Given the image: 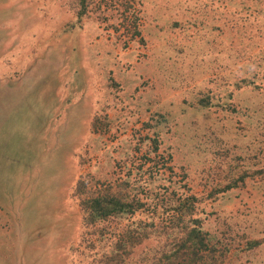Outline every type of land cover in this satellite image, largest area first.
<instances>
[{"label":"rangeland","instance_id":"rangeland-1","mask_svg":"<svg viewBox=\"0 0 264 264\" xmlns=\"http://www.w3.org/2000/svg\"><path fill=\"white\" fill-rule=\"evenodd\" d=\"M80 4L0 0V264H264V0Z\"/></svg>","mask_w":264,"mask_h":264},{"label":"trees","instance_id":"trees-1","mask_svg":"<svg viewBox=\"0 0 264 264\" xmlns=\"http://www.w3.org/2000/svg\"><path fill=\"white\" fill-rule=\"evenodd\" d=\"M80 3L83 11L86 13L87 9L89 8L88 7L89 4L90 5L92 4V0H80ZM87 202L91 204L89 214H91V217H97V218H105L109 215H114L119 211L125 212L130 207V205L126 202V200H123L121 198V195L118 196V194L116 193H112L108 196L107 195L94 196L88 198ZM192 231L198 232L197 228L192 229ZM190 252L192 253L190 254L189 258L191 259L192 262H189V264H197L198 260L194 255L193 250H191Z\"/></svg>","mask_w":264,"mask_h":264}]
</instances>
